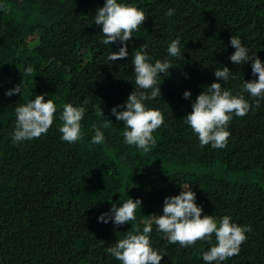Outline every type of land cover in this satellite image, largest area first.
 <instances>
[{
    "label": "trees",
    "instance_id": "obj_1",
    "mask_svg": "<svg viewBox=\"0 0 264 264\" xmlns=\"http://www.w3.org/2000/svg\"><path fill=\"white\" fill-rule=\"evenodd\" d=\"M104 2L0 0L7 8L0 9V264H122L106 249L136 226L142 233L146 222L152 223L151 247L163 255L160 264H206L202 253L216 243L214 233L212 245L182 247L170 244L153 219L163 214L165 197L188 186L202 216L219 221L228 215L252 229L239 254L212 264H264V99L244 117L232 114L222 149L200 146L184 122L211 83L236 95L244 81L258 79L251 61L234 65L228 59L235 51L229 38L239 37L264 64V0H117L143 10L146 19L126 42L128 57L115 62L107 57L119 43L105 45L94 23ZM177 37L183 60L167 52ZM141 44L148 45L151 63L169 60L173 67L157 77L161 97L144 102L164 116L148 153L124 142V124L110 111L137 88L132 61ZM223 66L231 70L226 83L213 74ZM28 67L32 74L22 75ZM20 84L21 93L5 95ZM35 95L53 100V124L39 138L14 143L15 108ZM66 103L86 108L83 138L71 144L59 132ZM98 105L112 120L110 128H102ZM93 124L104 133L101 144L92 143ZM128 198L142 202L135 221L98 222Z\"/></svg>",
    "mask_w": 264,
    "mask_h": 264
},
{
    "label": "clouds",
    "instance_id": "obj_2",
    "mask_svg": "<svg viewBox=\"0 0 264 264\" xmlns=\"http://www.w3.org/2000/svg\"><path fill=\"white\" fill-rule=\"evenodd\" d=\"M0 9L7 11L4 5ZM174 9H169L167 15L172 16ZM146 19L143 10L130 4L118 3L117 0H105L103 7L96 10L94 23L102 28L105 45L119 43L118 51L108 55L109 61L126 59L129 55L126 42L133 37V32L139 30ZM230 45L235 51L228 57L234 65L251 61L252 74L258 79L244 81L241 92L233 95L219 82H213L196 96L191 104V112L184 116V122L198 135L200 146L211 145L214 149L226 146L230 132L227 130L229 122L236 117H244L252 108L260 107V100L264 99V64L258 56H250L249 50L243 46L241 39L231 35ZM147 44H141L133 58L136 90H133L123 104L111 108V115L116 121L124 124L123 137L128 145H135L144 153L150 152L155 147L156 140L153 132L164 124V116L160 110L150 109L145 106V101L161 97L160 83L157 77L167 73L173 68L169 60H156L151 63V57L146 49ZM168 55L183 60L180 48V38L172 40L167 48ZM33 69L28 67L22 75H31ZM214 76L219 81L226 83L231 70L223 66L215 69ZM249 93L253 98L250 104L243 93ZM21 93V84L5 92L6 96ZM191 97L190 91L183 93L184 99ZM88 103L83 101V105ZM121 109V110H118ZM57 108L52 99L45 102L44 95H35V98L24 105L15 108L16 125L12 133V140L18 143L25 140L39 138L47 133L53 124ZM86 108L73 106L71 103L63 105L60 114L62 121L59 132L61 139L68 143L81 140V124ZM97 116L103 118L102 128L107 129L112 125V120L104 118V113L99 105L96 107ZM95 135L92 143L101 144L104 133L95 124L92 125ZM196 194L188 186L187 190L181 189L179 195L168 196L163 200V214L153 215L154 223L158 230L166 234L170 244L179 243L182 247L195 244L197 241H207L212 245V234H215L216 243L208 251L202 253L206 264L222 262L239 254L240 246L247 239L246 233L252 229L248 225L240 226L231 222V217L225 215L219 221L213 215H203L202 207L195 203ZM139 198H128L121 206L112 207L97 217L98 222L111 221L115 226L127 224L136 220V210L141 206ZM219 225V226H218ZM152 223L146 222L141 229L136 226L127 235L119 239L114 246L106 251L122 264H160L163 258L151 247L150 233Z\"/></svg>",
    "mask_w": 264,
    "mask_h": 264
}]
</instances>
